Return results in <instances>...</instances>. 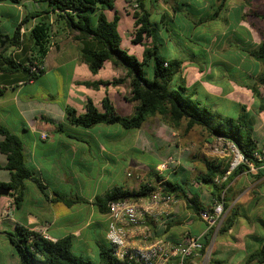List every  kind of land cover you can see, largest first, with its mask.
Listing matches in <instances>:
<instances>
[{
	"label": "crops",
	"instance_id": "0c3cea01",
	"mask_svg": "<svg viewBox=\"0 0 264 264\" xmlns=\"http://www.w3.org/2000/svg\"><path fill=\"white\" fill-rule=\"evenodd\" d=\"M114 1L115 8L107 10L106 15L112 21L117 13L120 18L118 30L121 37V30L127 32L131 36L130 43L133 44L135 19L126 11V0H123L122 9L119 12L116 8V0ZM34 6L35 3L31 1L23 2V6L0 1V11L7 9L14 11L19 15L18 23L23 18L22 8L26 7L28 13L33 11ZM154 15L155 19H153ZM245 17L244 14L243 19ZM253 17L255 16L250 15V18ZM175 19L176 14L170 16L163 13L153 14L155 36L139 44L142 46L141 53L135 56L142 59L146 48H143L144 44L156 46L159 53V46H157L159 42L160 47L168 46L171 39L170 36H166V33L169 34V23ZM51 20L54 21V16ZM245 24L247 28H250L248 33L251 38L246 53L251 60V58L255 59L251 52L258 49L264 42V30L260 31L258 25L252 20ZM2 34L10 35L7 32ZM96 48L97 45L93 42L75 40L64 25L54 24L51 46L43 64L45 73L47 60L54 64L71 59L77 61V68H84V72L88 74L87 68L89 70L90 68L82 57ZM126 51L133 55L129 49ZM219 51L223 54L225 47H221ZM167 59L182 61L175 58ZM227 62L230 61H212L206 66H201V70L198 69L199 67L190 68L182 65L181 81L190 90H195L193 87L196 86L202 87L204 99L201 101L194 97L195 100L218 116L235 120L246 117L252 128L257 148L264 156V85L257 81L258 77L264 75V64L260 62L261 64L254 70L242 72L248 80L243 82L239 76H235V73L226 71V68H232ZM218 64L225 66L223 72H215L214 67ZM107 65L109 69H112L110 77L98 79L99 73ZM90 72L92 73L90 79L78 77L72 84L67 103L58 106L53 97L22 95L25 85L34 84L36 80L27 82L25 74L0 71V89L3 90L0 96V124L23 141L25 162L35 178L25 182L23 200L14 210L11 209L12 197H0V241L8 254L7 264H21L8 236L15 233L18 226L39 233L53 242L71 237L72 250L75 245H82L100 253V249L109 244L107 240L109 216L108 208L99 205L97 198L104 196L115 187L137 191L147 186L154 190L139 201H150L152 194L165 182L180 184L186 189L187 198H177L174 195L176 203L157 205L156 214L146 215L145 218L150 235L148 241L143 240L141 231L134 229L129 239L133 246L147 245L158 238L179 242L189 235L200 237L206 252L209 246L214 245L212 255L218 254V256L212 263L248 264V258L259 250L264 242V185L259 187L261 182H255L254 175L248 172L239 174L228 184L226 191L222 193V200L224 204L230 205L229 210L237 208L239 217L230 231L216 236L217 228L209 229L206 222L200 218V211H195L188 204V199L194 198L202 204L204 210H212L216 202L212 195L213 185L200 181L206 172L205 162L209 160L210 153L213 154L210 147L214 144L215 137L207 135L209 141L200 146L202 150L200 163L204 164V167L196 176L194 172L197 169L193 159L195 154H191L193 147L188 145L191 142H186V146H183L182 142V144H176L174 139L178 133L174 130L169 136L172 139L155 141L150 147V144L147 146L145 142H140L137 138L131 139V136L138 137L143 127L132 130L136 131L132 134L121 126L114 128L111 127L114 125L101 127L97 125L98 127L84 129L68 124L65 108L72 107L78 114H84L88 100H92L100 111H103L102 103L105 98L111 101L117 112V105L123 109L126 104L128 105L127 113L131 112L132 115L138 105L137 102L130 100L128 82L115 86L86 85L112 82L123 78L125 71L122 68L116 67L112 62H106L99 72L93 73L91 70ZM101 90L105 91L103 96L99 94ZM131 104L134 105L133 108ZM60 124H64L63 130L74 138H69L66 133L60 132L58 127ZM3 139L0 135V142ZM131 151L141 157L139 161H133L132 165L130 164ZM226 151L227 147L224 146L222 151H217L218 159H215L225 164L229 163L225 175L218 177L215 181L219 186L227 183L228 178L236 170L232 168V162L225 158ZM183 155H185L184 158H182ZM170 158L175 160V164L161 172L159 167ZM6 165L7 156L0 151V184L11 181V173L5 169ZM131 166L137 167L140 171L135 179L130 171ZM262 169L264 170V164ZM59 196L64 197L66 201H61ZM255 218L262 222V229L258 228ZM202 259L203 256L190 259L187 264H199ZM255 263L263 264L258 262L251 264Z\"/></svg>",
	"mask_w": 264,
	"mask_h": 264
},
{
	"label": "trees",
	"instance_id": "16d2710c",
	"mask_svg": "<svg viewBox=\"0 0 264 264\" xmlns=\"http://www.w3.org/2000/svg\"><path fill=\"white\" fill-rule=\"evenodd\" d=\"M12 5L23 6V2L35 3L33 11L28 12L18 23L13 34L4 35L0 31V71L6 73H25V81L37 80L45 73L44 60L51 46V35L53 25H64L69 34L77 41L93 42L97 48L82 57L93 73L103 68L106 62H112L116 67L125 71L123 78L115 79L112 82H100L97 84H86L97 87L101 85H119L129 83L131 102H137L135 112L130 117L120 115L108 98H105L100 111L88 100L86 112L78 114L72 107H66L65 113L67 123L90 129L97 125H119L122 128L132 131L139 130L150 119L160 117L162 121L176 131H183L189 134L197 127L202 128L211 137H222L225 141L232 143L245 161L252 163L260 170L262 175L263 162L256 158L259 152L256 141L253 138V131L246 117L238 120L222 118L213 113L207 107L195 100V93L190 92L181 81L174 84L179 75L183 62L179 60H168L160 56L156 46H147L142 59L129 54L122 48V37L118 30L119 16L117 13L110 21L106 15L107 10L115 8L114 0H0ZM149 0H137L138 8L133 13L135 27L133 32V44H143L145 39L154 38L155 25L152 22V12L149 7ZM151 2H154L151 0ZM226 0H222L218 11L225 7ZM54 16L52 22L51 16ZM35 19L29 37L21 34L24 24ZM261 19H264L262 17ZM31 44V46H29ZM22 50L14 57L13 52ZM11 50V52H9ZM251 55L264 64V43ZM19 58V59H18ZM39 70L36 74L31 68ZM148 73V77L146 74ZM260 84L264 85V75L257 78ZM3 90L0 89V96ZM60 124L59 131L66 133ZM0 135L4 138L0 142V151L7 156L5 169L11 173L9 183L0 184V188L10 191L9 197L13 198L15 207H18L23 200L25 182L34 180L33 172L27 167L24 154L23 141L13 134L8 128L0 124ZM264 157V156H263ZM206 172L200 178L207 184L213 185V198L216 201L222 200V193L230 182L241 173L249 172L248 165L240 164L227 183L219 186L216 184L218 177H223L229 167V163L218 160L205 162ZM165 194L175 195L177 198H187L184 187L178 183L165 182L161 185ZM154 189L143 186L137 191H129L123 187H115L107 194L97 198L99 205L108 206L110 202H137L147 197ZM61 201H66L59 196ZM189 206L199 212L205 208L196 199H188ZM230 205L225 204L227 212L222 223L220 233L230 231L238 217L237 208L229 210ZM229 210V212H228ZM21 264H94L91 260L76 257L72 252V238L67 237L53 242L43 235L33 232L23 226H18L17 231L8 234ZM205 247V246H204ZM206 249V247H205ZM205 253V252H203ZM101 264H118L115 258L114 248L100 249ZM264 263V242L259 250L251 254L247 263Z\"/></svg>",
	"mask_w": 264,
	"mask_h": 264
},
{
	"label": "rangeland",
	"instance_id": "374dc122",
	"mask_svg": "<svg viewBox=\"0 0 264 264\" xmlns=\"http://www.w3.org/2000/svg\"><path fill=\"white\" fill-rule=\"evenodd\" d=\"M149 1V7L152 14L159 15L163 13L169 16L172 14H176V19L169 23V34L165 32L167 37L170 36V44H168V46L163 45L160 47L161 43L159 42V44L157 45L159 46L160 56L180 59L182 60L183 65H186L190 68L199 67V70H201V66H206L207 63H210L212 61H230L227 62V64L232 68H230L231 70L226 68V71L235 73V76H239V78L243 82H248V80H246V77L242 74V72L244 73L249 70H254L256 66H259L261 64L260 61H257L256 59L251 58L250 60L246 53V51L249 49L248 45L250 43L249 41L251 35H249L248 33V29L250 30V28H247L245 23L249 20H252L258 25L260 31L264 30V19H261L262 17H264V0H226L225 7H223L217 15H215V13L218 11L219 5L222 0ZM122 4L123 0H116V8L118 12L121 11ZM134 5V0H126V11L131 15H133L134 11L136 10V7ZM28 6H30V4ZM26 10V7L22 8L23 18L27 14ZM244 14L246 15V17L243 19ZM250 15H254L255 17L250 18ZM154 17L155 15L153 16V19H155ZM18 18L19 15L12 10H1V33L7 32L11 36L15 30L16 25L18 24ZM35 22L36 20L32 19L30 22L22 26L21 34L23 37H29L30 31L35 25ZM121 33L122 48L125 50L129 49L130 53H133V55H139L141 53L142 46L131 44V36L123 30H121ZM145 47H147V44H144L143 48ZM221 47H225V52L223 54H220L219 51ZM9 52H11V50ZM21 52L23 51L17 49L13 52L12 55H14L15 57ZM218 65L214 67L215 72H223V67L225 66H222L221 64L219 65V67ZM33 68L34 67H32L31 70ZM41 68L44 67L42 66ZM87 70L88 74L84 72V68H77V61L71 59H66L64 61H60V63L54 64L50 60H47L46 73L41 75L34 84H26L22 95H36L44 98L53 97L58 106L64 105L65 103H67L69 95H71L70 89L72 87V84L75 83L78 77H81L83 79H90V76H92L90 70L88 68ZM38 71L39 70H35L32 72L37 74ZM111 73L112 69H109V66L107 65L99 73L98 79H102L107 76L110 77ZM239 73H241L242 75ZM21 74L24 75L25 73L22 72ZM180 75L181 73L177 75L176 79L174 80V84L181 83ZM146 77H148V73L146 74ZM193 88H195V90H188L190 92H194L195 98L202 101L204 99L202 94V87L196 86ZM111 89L112 88H110V90ZM99 94L103 96L105 94V91L101 90ZM205 103L206 102L204 101V104ZM133 106L134 105L131 104L132 108ZM76 107L79 109L78 106ZM117 107L120 114L124 116L132 115L131 112L130 114L127 113L128 110L126 109L128 105L125 104L123 109L120 105H117ZM99 126L101 127L104 125ZM111 127L120 128L119 125H114ZM172 130L174 129L166 125L160 117H155L146 122V124L139 132L138 137L131 136V139L136 140L137 138V140H139L140 142H145L147 146H149L150 144L151 147L153 146L152 143L155 141H168L172 139L169 137L172 133ZM128 132L133 134L136 131ZM176 132L178 133L176 139H174L176 144L179 145L182 142L184 144L183 146H186V142H191L188 145L193 147V152L191 154H195L193 155V159H195L194 164L196 165L197 170L194 173L197 176L201 168L203 169L204 167V164L200 163V157L202 156V150L200 146L209 141L207 135L209 137L211 136L200 127H197L189 134H184L183 131ZM214 141V144H212V147H210V151L213 153H210V161L218 159V157L216 156L218 155L217 151H222V148L224 146L227 147V155L225 156V158L230 160L231 162H233L235 158L236 161H238L236 155H238L239 151L232 147V143L225 141L222 137H215ZM184 157L185 155L182 156V158ZM139 159H141V157L134 151H131L130 164L132 165V163H134L133 161H139ZM130 171L133 174V179H135V177L140 174V171L137 169V167L134 168L131 166ZM261 171L262 175L260 174V170L256 167L255 171L249 169L248 172L254 175L253 180L255 182H261L259 187L264 185V170L262 169ZM130 179L132 180V178ZM219 201L223 202V200ZM226 214L227 212H225L224 204L223 218L217 228L216 236L224 234L220 233V229ZM255 222L257 223L258 228H263L262 222L257 218H255ZM105 248L110 249L111 245L106 244ZM72 252L76 257H82L86 260H91L95 264H101L100 253L88 249L87 246L75 245ZM213 252L214 245H211L208 248V252L205 251L202 262L200 261L199 264H216L212 263V261L216 259L218 254L212 255ZM7 260L8 254L2 242L0 241V264H7Z\"/></svg>",
	"mask_w": 264,
	"mask_h": 264
},
{
	"label": "built area",
	"instance_id": "2783aa9c",
	"mask_svg": "<svg viewBox=\"0 0 264 264\" xmlns=\"http://www.w3.org/2000/svg\"><path fill=\"white\" fill-rule=\"evenodd\" d=\"M134 6L138 8L137 0H134ZM38 70L33 68L32 71ZM39 72V71H38ZM232 147L235 146L232 144ZM236 149V148H235ZM239 160L236 158L232 162V168H237L240 164H247L255 171L256 167L252 163L245 161L244 157L238 152ZM256 158L263 162L264 157L260 154ZM175 164L173 158L168 159L160 167L163 172ZM174 195L165 194L160 187L154 192L150 201L138 202H110L107 206L109 216V226L107 240L115 250V258L118 264H187L188 260L203 256L205 247L200 237L186 236L179 242H172L164 238L155 239L153 242L143 246H133L129 239L134 229L142 234L143 240L148 241L149 228L146 226V215L154 216L157 212V205L163 203L171 205L176 203ZM14 201L11 209L14 210ZM224 203L216 201L212 210H201L200 218L206 222L209 229L218 228L223 218Z\"/></svg>",
	"mask_w": 264,
	"mask_h": 264
},
{
	"label": "water",
	"instance_id": "95a60500",
	"mask_svg": "<svg viewBox=\"0 0 264 264\" xmlns=\"http://www.w3.org/2000/svg\"><path fill=\"white\" fill-rule=\"evenodd\" d=\"M10 191L6 188H0V197L2 196H8Z\"/></svg>",
	"mask_w": 264,
	"mask_h": 264
},
{
	"label": "bare ground",
	"instance_id": "6f19581e",
	"mask_svg": "<svg viewBox=\"0 0 264 264\" xmlns=\"http://www.w3.org/2000/svg\"><path fill=\"white\" fill-rule=\"evenodd\" d=\"M236 157H237V160H239V155H236Z\"/></svg>",
	"mask_w": 264,
	"mask_h": 264
}]
</instances>
